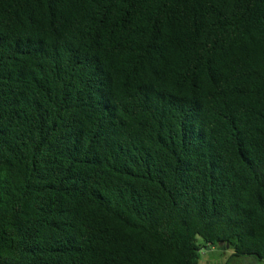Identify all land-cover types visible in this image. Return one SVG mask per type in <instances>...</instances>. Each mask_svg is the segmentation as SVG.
<instances>
[{"label": "trees", "instance_id": "trees-1", "mask_svg": "<svg viewBox=\"0 0 264 264\" xmlns=\"http://www.w3.org/2000/svg\"><path fill=\"white\" fill-rule=\"evenodd\" d=\"M227 245L264 264V0H0V264Z\"/></svg>", "mask_w": 264, "mask_h": 264}, {"label": "rangeland", "instance_id": "rangeland-1", "mask_svg": "<svg viewBox=\"0 0 264 264\" xmlns=\"http://www.w3.org/2000/svg\"><path fill=\"white\" fill-rule=\"evenodd\" d=\"M231 255L232 250H229V248H227L226 250L205 248L201 254L200 264H259L252 259L234 260L231 259Z\"/></svg>", "mask_w": 264, "mask_h": 264}, {"label": "water", "instance_id": "water-1", "mask_svg": "<svg viewBox=\"0 0 264 264\" xmlns=\"http://www.w3.org/2000/svg\"><path fill=\"white\" fill-rule=\"evenodd\" d=\"M227 248H230V246H229V245H227Z\"/></svg>", "mask_w": 264, "mask_h": 264}]
</instances>
